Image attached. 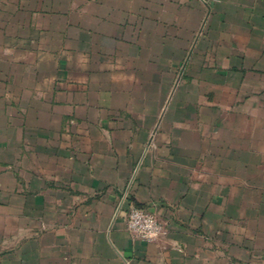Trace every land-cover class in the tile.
Wrapping results in <instances>:
<instances>
[{
  "label": "crops",
  "instance_id": "0c3cea01",
  "mask_svg": "<svg viewBox=\"0 0 264 264\" xmlns=\"http://www.w3.org/2000/svg\"><path fill=\"white\" fill-rule=\"evenodd\" d=\"M21 53L140 80L70 98ZM183 57L190 96L145 79ZM263 105L264 0H0V264H264Z\"/></svg>",
  "mask_w": 264,
  "mask_h": 264
},
{
  "label": "rangeland",
  "instance_id": "374dc122",
  "mask_svg": "<svg viewBox=\"0 0 264 264\" xmlns=\"http://www.w3.org/2000/svg\"><path fill=\"white\" fill-rule=\"evenodd\" d=\"M14 58H16L18 61H22L24 65V67L22 68L25 69H29L28 65H33V66L39 65V67L42 68L43 66V68H48L49 70H51L52 68H58V71L60 70V72H56L57 74H55V78L51 80H55V82L70 83L71 84L70 98H80L82 100H85V97H88L90 95L94 96V90L90 89L89 85L98 81L108 82L109 80H116V81L122 80L125 82H130L131 80H138V79L140 80L138 74L135 73L132 74L130 72H127L128 70H130V68L124 63L119 65L116 64L114 66L111 63H106L105 65L101 66V68L95 69V66H90L88 64V59L83 57L65 58L64 56H59L54 54L50 56L39 55L36 57H30L27 53H23V54L21 53L20 55H17ZM187 60H188V65L184 67L185 61ZM190 62H191V58L183 57L182 63L167 61L165 64L167 66H165V68H159L158 64L151 62L149 76H146L145 79L149 78L150 80H153L155 79V77H157L156 79H159L160 77V79L165 81V83L168 84V86L172 85L171 88H168L166 90V92H168L167 97L170 96L171 92L175 90L174 87L175 84L177 83H178L177 84L178 87L176 89V92L179 91L178 94L180 95L188 94L190 96L191 89L186 87L191 85L192 81H197L198 77L201 76V75H197V73L192 72L193 68H190ZM62 68H70L71 72L70 73L64 72ZM105 71L108 72L104 73ZM45 73H46V69H45ZM39 81L40 82H37L38 84L36 87L33 86L36 88V90L33 91L37 92L38 95L41 97L44 96L45 91L47 92V88L49 87L48 84L50 80H46L45 78H43V82H42V78H41L39 79ZM25 83L26 82L23 81L24 86ZM78 85L85 86V88L84 87L79 88ZM156 91L158 92V90L151 89L152 96ZM61 93L62 92L58 93L57 96H59V94L61 95ZM263 113H264V105H263ZM71 123L73 124L74 122ZM104 124L107 123L104 122ZM263 126H264V119H263ZM263 148H264V144H263ZM257 186H262L264 190V183H262V185L257 183ZM249 206H250V202L248 201L247 207Z\"/></svg>",
  "mask_w": 264,
  "mask_h": 264
},
{
  "label": "built area",
  "instance_id": "2783aa9c",
  "mask_svg": "<svg viewBox=\"0 0 264 264\" xmlns=\"http://www.w3.org/2000/svg\"><path fill=\"white\" fill-rule=\"evenodd\" d=\"M128 226L140 240L146 242L159 239L165 232L164 225L154 214L137 207L129 211Z\"/></svg>",
  "mask_w": 264,
  "mask_h": 264
}]
</instances>
